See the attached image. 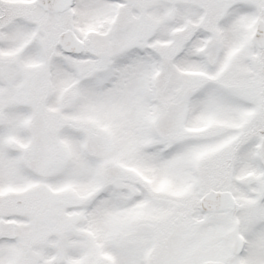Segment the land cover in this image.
<instances>
[{
	"label": "snow or ice",
	"instance_id": "1",
	"mask_svg": "<svg viewBox=\"0 0 264 264\" xmlns=\"http://www.w3.org/2000/svg\"><path fill=\"white\" fill-rule=\"evenodd\" d=\"M0 264H264V0H0Z\"/></svg>",
	"mask_w": 264,
	"mask_h": 264
}]
</instances>
